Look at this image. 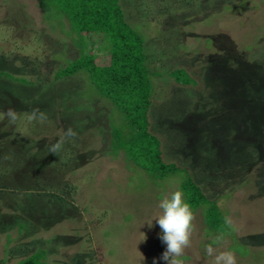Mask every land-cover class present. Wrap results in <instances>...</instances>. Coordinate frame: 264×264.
<instances>
[{
  "label": "rangeland",
  "instance_id": "rangeland-1",
  "mask_svg": "<svg viewBox=\"0 0 264 264\" xmlns=\"http://www.w3.org/2000/svg\"><path fill=\"white\" fill-rule=\"evenodd\" d=\"M120 5L144 41L151 129L163 138L164 160L187 168L233 225L225 235L209 233L203 208L196 210L181 259L212 264L205 246L222 236L217 251L234 252L237 264H264V0ZM59 21L48 25L34 0H0V70L34 82L0 80V114H17L14 122L0 115V179L8 186L0 191V261L17 264L41 249L47 264H165L154 219L183 176L155 182L123 155H107L108 121L118 126L120 115L112 109L107 117L84 72L53 81L78 55ZM85 42L86 53L106 64V45L94 37ZM174 68L194 79L191 87L173 83ZM34 109L37 118L29 119ZM8 179L25 190L11 192Z\"/></svg>",
  "mask_w": 264,
  "mask_h": 264
},
{
  "label": "trees",
  "instance_id": "trees-1",
  "mask_svg": "<svg viewBox=\"0 0 264 264\" xmlns=\"http://www.w3.org/2000/svg\"><path fill=\"white\" fill-rule=\"evenodd\" d=\"M42 12V19L48 23H60L64 19L70 37L78 49L76 58L65 62L53 74V81H59L84 72L89 83L96 90L103 106L107 107V117L114 110L120 115V125L108 121L109 151L107 155L116 158L123 155L136 169L142 171L153 181H162L169 176L182 175L179 191L184 193V200L192 212L203 208V225L209 233L225 235L230 232L225 216L208 198L203 188L191 178L187 168L176 162L165 161L163 157V138L152 131L150 113V82L148 80L147 56L144 53L142 37L129 25L121 0H34ZM53 21V22H51ZM61 24V23H60ZM92 37L100 39V48L107 55V63L98 65L92 52L86 53L87 44ZM86 39V40H85ZM173 83L182 88H189L194 79L182 68H174L168 74ZM0 80L22 86L32 85L25 78L12 76L0 70ZM114 109V110H112ZM79 110V108H76ZM9 165H12L9 162ZM16 167V166H15ZM2 168L0 166V175ZM5 172V171H4ZM7 172V171H6ZM6 175V174H4ZM0 191L8 189L2 187ZM5 178V177H4ZM37 180H32L31 184ZM11 192L25 190L17 186L14 179H8ZM62 185V184H61ZM28 187V186H27ZM29 188V187H28ZM51 187H34V193L45 192ZM3 189V190H2ZM29 189L25 195L28 197ZM7 191V190H6ZM24 226H18L19 233ZM244 255L245 249L237 245L234 249ZM5 261L1 260L0 264ZM17 264H47L46 251L37 249Z\"/></svg>",
  "mask_w": 264,
  "mask_h": 264
},
{
  "label": "clouds",
  "instance_id": "clouds-1",
  "mask_svg": "<svg viewBox=\"0 0 264 264\" xmlns=\"http://www.w3.org/2000/svg\"><path fill=\"white\" fill-rule=\"evenodd\" d=\"M38 112V109H34L29 119H36ZM0 115H6L10 122H14L17 119V114L12 109H8L6 113ZM45 118L44 113H39V119L43 120ZM67 135L75 136L76 134L69 128ZM58 147L59 144L55 145L53 150ZM158 208L161 210V214L154 220L161 230L159 239L166 246L159 259L164 261L165 264H184L181 257L184 255L185 249L190 247L194 230L193 221L195 216L191 207L185 202L184 193L177 190L171 194L164 195L158 203ZM225 221L229 227L233 226L230 218L226 217ZM149 227H151V224ZM142 237V241H144L146 239L145 235L142 234ZM221 239L222 236H217L212 244L205 246L206 255L212 258V264H237L234 252L217 251L213 247V244L218 243ZM153 264H157L156 259L153 260Z\"/></svg>",
  "mask_w": 264,
  "mask_h": 264
}]
</instances>
